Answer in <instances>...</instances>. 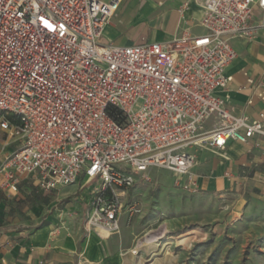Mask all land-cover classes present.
<instances>
[{"label": "built area", "instance_id": "1", "mask_svg": "<svg viewBox=\"0 0 264 264\" xmlns=\"http://www.w3.org/2000/svg\"><path fill=\"white\" fill-rule=\"evenodd\" d=\"M121 2L0 0V140L18 143L1 151L0 188L16 194L24 176L43 192L83 181L86 226L110 234L137 213L124 198L150 169L196 193L192 149L226 161L232 143L264 150V70L243 74L259 119L235 116L217 94L232 81L231 42L264 29V0H193L200 33L129 46L103 40Z\"/></svg>", "mask_w": 264, "mask_h": 264}, {"label": "rangeland", "instance_id": "2", "mask_svg": "<svg viewBox=\"0 0 264 264\" xmlns=\"http://www.w3.org/2000/svg\"><path fill=\"white\" fill-rule=\"evenodd\" d=\"M170 1L164 4L162 22L172 28L181 19ZM145 3L126 2L120 11L125 30L114 45L146 43L156 22L148 7V12L136 14ZM206 158L211 161L212 156L207 154ZM148 176L149 182L138 183L124 198L125 203L136 205L137 213L130 219L124 214L117 233L105 237L96 233L100 229L86 226L91 191L79 181L49 197L34 189L9 194L11 205L0 210V236L24 229L33 232L44 224L42 219L52 217L50 236L72 238L78 254L86 248L87 260L94 249L93 239L101 246L111 241L109 253L97 264H137L133 257H138L143 245V249L157 250L150 258L137 260L139 264H146L151 257L174 258L178 264H264V191H238L234 186L189 193L174 188L172 176L164 170L150 169Z\"/></svg>", "mask_w": 264, "mask_h": 264}, {"label": "crops", "instance_id": "3", "mask_svg": "<svg viewBox=\"0 0 264 264\" xmlns=\"http://www.w3.org/2000/svg\"><path fill=\"white\" fill-rule=\"evenodd\" d=\"M101 1L107 2L109 0ZM127 1L128 0H125L120 4L116 15L104 27L103 40L105 42L113 44V41L119 39L122 32L125 30L124 27H122L125 23L120 19V11L124 9ZM146 1L147 5L142 8V11L136 12L137 15L142 12H148L146 10L148 7L150 8L149 13L151 16L154 15L152 20L156 22V25L153 26L152 32L146 43L154 41L167 42L175 36H192L200 33L197 22L201 16V9L193 0L170 1L169 4L178 12L183 3H188V9L184 13L183 20L180 15V24H176L172 28L162 22L164 4L167 0ZM138 2L146 4L141 0H138ZM231 44L237 53V57L228 66L226 73L228 76L232 77V81L225 90L219 91L217 94L221 98L226 99L228 109L235 116L245 114L252 119H259V109L245 107L247 93L243 91L242 88L245 86L246 82V78L243 75L244 73H248L251 77H257L264 70V29H261L253 40H233ZM129 45L136 44L127 42L119 46ZM17 147L18 143L15 139L5 141V138L2 137L0 140V156L2 154L1 151L6 153ZM193 151L196 152L197 163L192 169L191 175L198 190H221L222 188H232L236 186L238 191H241L242 188L246 191H264V150L255 149L251 144L239 145L232 143L222 153V155L228 159L227 161L220 155H215L204 150L192 149L191 152ZM207 154L212 156L211 161H207ZM198 156L201 157L200 161L197 159ZM225 172L230 173L232 176L233 180L231 182L224 179ZM183 180H185V178ZM33 181L31 177H22L19 184V191L14 195H21V192L25 194V191L33 189L36 190V193L45 197H49L56 192L39 191ZM62 189L64 188L59 190ZM9 194L13 193L4 191L0 188V210L6 209V207L11 205L9 202ZM21 199L24 200V197ZM37 207L41 208L44 206L38 205ZM51 218L52 217L42 219L41 222H44V224L33 232L24 229L17 233H5L1 235L0 264H97L109 253L108 247L111 241L101 246L95 241L96 239H93L92 243L94 249L89 255L90 260H87L84 257L86 248L84 247L83 252L78 254L76 243L72 238L70 239L68 236H61L59 238H57V236H50L52 224L49 220ZM141 248L142 249L138 251V257H133L134 260L136 259L137 264H139L137 260H140V258H150V254L155 251V249L157 250V248L154 247L143 249L144 245ZM98 258L100 260H97ZM146 264L178 263L174 261V258L154 259L151 257Z\"/></svg>", "mask_w": 264, "mask_h": 264}, {"label": "bare ground", "instance_id": "4", "mask_svg": "<svg viewBox=\"0 0 264 264\" xmlns=\"http://www.w3.org/2000/svg\"><path fill=\"white\" fill-rule=\"evenodd\" d=\"M98 235H103V236H109L110 234L107 232V231H105L104 229H100V231L99 232H96ZM146 239V238H145ZM144 241V240H143ZM142 241V242H143ZM141 242V241H140ZM142 244V243H141Z\"/></svg>", "mask_w": 264, "mask_h": 264}]
</instances>
